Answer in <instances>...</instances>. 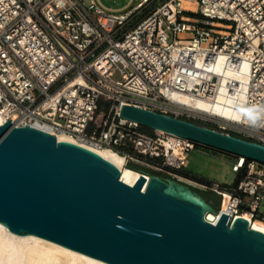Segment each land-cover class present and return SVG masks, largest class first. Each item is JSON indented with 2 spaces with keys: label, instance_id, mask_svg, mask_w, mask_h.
Masks as SVG:
<instances>
[{
  "label": "built area",
  "instance_id": "obj_1",
  "mask_svg": "<svg viewBox=\"0 0 264 264\" xmlns=\"http://www.w3.org/2000/svg\"><path fill=\"white\" fill-rule=\"evenodd\" d=\"M157 1L0 0V117L181 181L196 144L144 132L123 105L264 145V0H195V12ZM233 158L236 187H201L228 195L232 220L264 222V164Z\"/></svg>",
  "mask_w": 264,
  "mask_h": 264
},
{
  "label": "water",
  "instance_id": "obj_2",
  "mask_svg": "<svg viewBox=\"0 0 264 264\" xmlns=\"http://www.w3.org/2000/svg\"><path fill=\"white\" fill-rule=\"evenodd\" d=\"M152 132L264 164V145L123 105ZM130 186L98 153L30 126H0V224L108 264H264V233L196 187L150 174Z\"/></svg>",
  "mask_w": 264,
  "mask_h": 264
},
{
  "label": "bare ground",
  "instance_id": "obj_3",
  "mask_svg": "<svg viewBox=\"0 0 264 264\" xmlns=\"http://www.w3.org/2000/svg\"><path fill=\"white\" fill-rule=\"evenodd\" d=\"M183 9L190 12L197 10L195 0H184ZM185 36V35H183ZM6 121L0 117V126ZM59 141H66L77 144L72 138L59 135ZM90 149L104 159L113 163L120 171L122 180L133 186L141 176H145L146 180H150V176L133 170L127 167L124 156L119 155L111 149ZM183 179V178H180ZM190 184H194L189 180L183 179ZM222 213L231 214L229 211L228 195H225L224 200H221ZM215 223L219 220V213ZM242 218L248 220L253 229L264 233V222L252 220L249 213H244ZM0 264H108L101 260L95 259L88 255L82 254L75 250L69 249L62 245L56 244L36 235H18L8 229V227L0 224Z\"/></svg>",
  "mask_w": 264,
  "mask_h": 264
},
{
  "label": "rangeland",
  "instance_id": "obj_4",
  "mask_svg": "<svg viewBox=\"0 0 264 264\" xmlns=\"http://www.w3.org/2000/svg\"><path fill=\"white\" fill-rule=\"evenodd\" d=\"M82 1L87 5L91 3V0H82ZM99 1L106 8L112 9L114 11L129 10L137 3V0H133V1L132 0H99ZM163 1L165 0H158L155 6H159ZM146 14L147 12L139 15L131 23V25H129L128 28L133 27L135 24L141 21L146 16ZM149 132L152 131L149 130ZM234 160L235 159L232 156L227 155L225 153H221L213 149L196 145V148L192 150L189 155L188 166L182 169L181 171H178L177 174L185 176L188 179L183 178L182 176H180V178L189 180L194 184L197 183L198 186H195L196 190L205 198L208 196L214 198L215 201L217 202V205L215 202L214 203L216 205V208H218L219 201L221 205L220 197H218L208 189L203 188L201 186L219 184L222 188H226L228 190H232L234 187H236L239 181V174L234 173L232 171V163L234 162ZM142 168L146 172H150V174H156L164 178L178 180L177 178L173 177L170 174L159 173L146 167H142ZM246 203L247 205H249L251 203V199L246 198ZM262 216H264V201L262 202L261 209L259 211V217L261 218Z\"/></svg>",
  "mask_w": 264,
  "mask_h": 264
},
{
  "label": "trees",
  "instance_id": "obj_5",
  "mask_svg": "<svg viewBox=\"0 0 264 264\" xmlns=\"http://www.w3.org/2000/svg\"><path fill=\"white\" fill-rule=\"evenodd\" d=\"M188 15H191V14H188ZM143 130H144V132H146V133H148V134H153V132H149V130L146 129V128H144ZM206 199H208L209 201H214V202L216 203V205H217V202L215 201L214 198L208 196V197H206ZM219 205H220V201H219V203H218V207H219Z\"/></svg>",
  "mask_w": 264,
  "mask_h": 264
}]
</instances>
